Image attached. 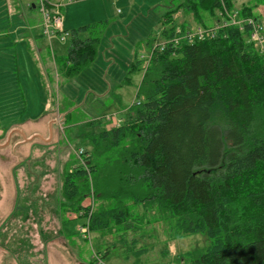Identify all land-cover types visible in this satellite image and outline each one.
Wrapping results in <instances>:
<instances>
[{"label": "trees", "instance_id": "16d2710c", "mask_svg": "<svg viewBox=\"0 0 264 264\" xmlns=\"http://www.w3.org/2000/svg\"><path fill=\"white\" fill-rule=\"evenodd\" d=\"M249 1L237 13L260 23L252 13L260 0ZM235 2L184 0V12L207 33L217 28L213 35L157 49L146 67L135 55L143 100L120 125L82 135L92 150L64 172L61 204L74 202L89 230L135 234L146 223L141 209L167 220L169 239L206 233V248L184 253L191 264H264V136L255 124L258 116L264 125V55L244 38L250 24H230L221 12ZM161 21L163 37L179 26ZM105 24L71 30L66 54L53 55L59 74L74 77L93 61ZM125 244V259L149 251L137 237Z\"/></svg>", "mask_w": 264, "mask_h": 264}, {"label": "rangeland", "instance_id": "374dc122", "mask_svg": "<svg viewBox=\"0 0 264 264\" xmlns=\"http://www.w3.org/2000/svg\"><path fill=\"white\" fill-rule=\"evenodd\" d=\"M182 2L62 0V32L48 38L41 0H0V264H191L184 253L209 245L205 232L169 239L167 220L141 209L146 223L135 234L83 231L87 218L71 208L76 204H61L64 172L80 163L79 149L92 150L82 135L111 128L143 100L137 95L141 67L150 45L164 38L163 16L197 30ZM247 2L236 0L232 13ZM252 13L264 34V0ZM100 20L106 24L95 58L76 76L63 77L53 55L66 54L73 28ZM135 55L142 66L132 69ZM255 124L264 136L258 116ZM34 130L44 138L29 136ZM132 237L149 248L139 260L124 258Z\"/></svg>", "mask_w": 264, "mask_h": 264}, {"label": "built area", "instance_id": "2783aa9c", "mask_svg": "<svg viewBox=\"0 0 264 264\" xmlns=\"http://www.w3.org/2000/svg\"><path fill=\"white\" fill-rule=\"evenodd\" d=\"M46 0H41V6H42V12L44 14L45 17V32L48 36V38H50L53 35H57L60 32H62V16L60 14V7H61V1L62 0H47V1H52L53 2V8L47 9L44 5V2ZM68 1H72V0H68ZM237 11H235L234 13H228L227 17L230 24H235L238 25L240 28H242L243 26V21H246L250 24V30L248 31L247 35L249 40H251L255 46V48L264 55V34H263V28L262 25L260 23H258L257 21H255V19L252 18H247L244 19L241 18L239 22L235 21V16L237 15ZM217 28H215V30H213L210 33H207L206 29H204L201 26H198L196 31H193L191 28H186L183 27L181 28V26H177L174 31L173 34L168 36V37H164L162 41H156L155 43H152L148 49V55L144 58L145 60V64L147 66V64L149 63L151 56L153 55V53L155 52V50L157 49H163L164 47H166L167 45H171V46H177L182 40H185L187 42H191L195 39H202L205 38V36L207 35H213V33L216 31ZM66 33L64 35H59L60 39L63 40L65 39ZM141 101L137 100L134 101L132 105H138L140 104ZM109 116H106V119L109 120ZM121 120L118 119L117 124L112 123V127L118 126L121 124ZM82 153L83 150L79 149L77 152V155L80 159V163H83L82 160ZM88 228V223H86V227L83 228L82 230L85 231Z\"/></svg>", "mask_w": 264, "mask_h": 264}, {"label": "crops", "instance_id": "0c3cea01", "mask_svg": "<svg viewBox=\"0 0 264 264\" xmlns=\"http://www.w3.org/2000/svg\"><path fill=\"white\" fill-rule=\"evenodd\" d=\"M51 128H50V121H49V130H50ZM20 131H22L23 133H24V130L22 129V128H20ZM50 132H51V130H50ZM25 135H28V134H26V132L24 133ZM30 135H33V136H39V137H41V138H44L43 136H42V134H40L37 130H34V131H32L30 134H29V136ZM21 136H24L23 134L21 135ZM51 136H52V133H51Z\"/></svg>", "mask_w": 264, "mask_h": 264}, {"label": "flooded vegetation", "instance_id": "af4514ba", "mask_svg": "<svg viewBox=\"0 0 264 264\" xmlns=\"http://www.w3.org/2000/svg\"><path fill=\"white\" fill-rule=\"evenodd\" d=\"M28 261V260H27ZM29 262V261H28ZM63 264H64V262H63Z\"/></svg>", "mask_w": 264, "mask_h": 264}, {"label": "water", "instance_id": "95a60500", "mask_svg": "<svg viewBox=\"0 0 264 264\" xmlns=\"http://www.w3.org/2000/svg\"><path fill=\"white\" fill-rule=\"evenodd\" d=\"M1 147V146H0Z\"/></svg>", "mask_w": 264, "mask_h": 264}]
</instances>
